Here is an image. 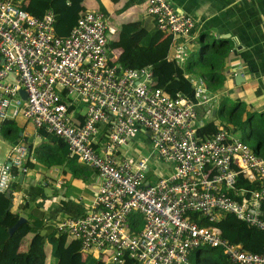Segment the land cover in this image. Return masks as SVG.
<instances>
[{
	"label": "built area",
	"instance_id": "built-area-1",
	"mask_svg": "<svg viewBox=\"0 0 264 264\" xmlns=\"http://www.w3.org/2000/svg\"><path fill=\"white\" fill-rule=\"evenodd\" d=\"M146 3L159 30L191 35L193 16L180 13L170 0ZM55 23L52 9L37 17L19 0H0V119L23 115L37 129L47 128L102 182L92 208L60 223L58 230L81 241L84 251L112 249L117 264L128 259L191 264L190 253L203 246L222 249L233 264H264V253L247 251L224 238L217 226L199 222L201 217L216 222L225 212L264 231V156L223 129L198 138L197 106L211 100L206 89L199 86L195 100L183 92L170 95L155 84L150 66L129 68L112 60L103 12H85L66 37L57 34ZM187 56L185 45H179L175 60L181 63ZM100 128L106 140L97 143ZM141 132L173 167L154 182L148 156L117 154ZM29 154V147L19 143L9 160L0 162V194L11 189L14 169L28 170ZM242 176L259 187H239ZM230 190L248 194L238 200ZM135 212L145 219L139 233L129 229Z\"/></svg>",
	"mask_w": 264,
	"mask_h": 264
},
{
	"label": "crops",
	"instance_id": "crops-1",
	"mask_svg": "<svg viewBox=\"0 0 264 264\" xmlns=\"http://www.w3.org/2000/svg\"><path fill=\"white\" fill-rule=\"evenodd\" d=\"M19 1L23 4L26 3L27 0ZM57 1L62 0H56V2ZM127 1L128 0H119L118 2L112 0H84L85 10L82 11L80 17L87 11L102 12L101 6H103L106 12L103 11V13L106 16L109 26V42L117 38L122 24L127 21H140L142 27L149 31L157 29L151 41L152 46L170 36L168 32L159 30L154 18L147 13L146 0H136L131 7L123 11L122 8ZM170 1L180 13L193 16L196 20V26L189 36L174 37L172 35L167 62L161 68L155 70V72H157L155 84L162 86L170 95L183 92L192 100H195L194 94L196 89L202 86L206 89V93L210 96L211 100L208 104L197 106V127L200 128L209 123L212 119H215V122L222 127L221 129L226 130L233 137L244 141L242 128L246 126V130L251 136L248 140L251 141L253 139L254 145H251L248 141L245 142L252 148L253 146L258 147L260 149L259 154L264 156V145L261 147L256 137L258 134L264 139V0ZM49 9L54 11L57 21V13L53 7L48 8L46 11ZM223 40H227L226 50H228V52L216 58V67L212 64H202L201 52L203 45H210L209 50H212L213 46L219 45ZM181 44L185 45L188 56L185 61L179 63L175 60V56L177 47ZM109 52L112 56L111 59L119 63L117 51L109 48ZM210 54H212V52L208 53L207 56ZM172 55L173 58L172 61H170ZM1 65L2 59L0 55V66ZM150 67L152 68V66ZM239 67L242 68V77L245 79L237 83L236 77ZM215 71L223 78L222 84L211 80V75L214 74ZM172 81L178 83L177 90L173 93L168 92L165 87V85ZM180 86H182L185 91L181 89ZM171 89H173V87H171ZM189 92L193 93V97L188 94ZM20 96L24 99L21 93ZM222 108L225 110L224 115L221 113ZM262 114L263 116L260 117ZM251 117H253L252 121H256L253 130L250 129V124L248 123ZM11 120H15L16 126L20 129L18 144H26L30 149V154L28 156V170L26 172H22L20 169H14L15 177L12 182L11 195L10 197H7L6 194L0 196V210L10 207L12 212L20 214L19 219L24 217L27 219L26 222L29 221L33 224H41V234L44 236L52 232L60 234L61 232L58 230V225L60 223L66 221L68 218L83 216L92 208L102 183L101 179L93 168L83 163L78 157V164L76 165L80 168L79 173H76L68 165L69 163L46 166L47 164L45 165L42 160L39 159L40 157L36 152L37 147L43 143L44 139L40 134V129H37L34 123L27 120L23 115ZM2 122L3 121L0 119V126ZM105 131V128H100L96 138L97 143L106 140L104 137ZM0 135L2 141L8 143V146H6L5 160V162H7L14 144L5 139L1 132ZM117 154L120 157L122 156L129 159H136L140 155L148 156L150 166L149 179L152 182L156 181L159 176L165 175L173 170L172 164L166 163L158 157L155 147L150 154L142 152L136 154L135 152L131 153V148L129 149V145H127L118 148ZM70 157L73 158L74 156L70 155ZM154 159L159 162L162 161L164 167L152 169L151 163ZM240 179H242V182L248 180L252 184H258L257 181H251L246 176H242ZM59 180H62V184L60 185L57 183ZM230 193L238 200H242L243 196L248 194L241 191L237 193L231 190ZM135 214H139L143 217L139 212L133 213L131 217ZM226 214L230 215V213L225 212L218 213L217 221L210 222L208 220L210 222L208 225L217 226L223 234L220 222ZM203 218L205 217H201L199 221ZM132 220V226H137L138 224L134 222L135 218H130V222H132ZM142 221L143 225L141 226V230L145 226L144 217ZM129 229L131 231V226ZM140 231L135 230L131 232L139 233ZM30 234H32V240L35 233ZM68 239L70 243L73 241V243L70 244V248L81 252L84 259L88 256H92L94 259L104 262L103 259L107 257L109 252L113 256V250L110 248L107 249L105 253L99 250L84 251L81 241L73 239L70 235ZM23 242V251H27L30 242L27 243L25 240H23ZM233 243L240 244L244 248L241 242ZM48 248L51 250L52 254L53 246L49 242H46L45 251L47 259ZM200 248L190 253L191 264V255ZM220 251L225 255L222 249H220ZM111 259L113 261V257ZM228 260L233 264L229 258ZM112 263L117 264L114 261ZM125 264H135V261L128 259Z\"/></svg>",
	"mask_w": 264,
	"mask_h": 264
},
{
	"label": "trees",
	"instance_id": "trees-1",
	"mask_svg": "<svg viewBox=\"0 0 264 264\" xmlns=\"http://www.w3.org/2000/svg\"><path fill=\"white\" fill-rule=\"evenodd\" d=\"M118 2L119 0H112ZM136 0H128L123 6L122 10H126L131 7ZM53 7L57 13L56 30L57 34L61 37L69 35L73 27L78 22L80 15L85 10L84 0H27L22 4V8L28 11L30 14L41 17L44 12ZM102 12H105L103 6H101ZM106 13V12H105ZM157 29L149 31L142 27L140 21H127L124 22L120 28L117 38L109 42V48L116 50L119 55V63L129 68H139L144 66H152L155 70L161 68L166 62L170 52L172 34L160 41L156 45L152 46L151 41L154 37ZM210 45L204 44L201 52V63L212 64L216 67V58L219 55H223L228 50L227 40L221 41L219 45L213 46L212 50H209ZM209 51V52H208ZM212 54L208 55V53ZM191 67V66H190ZM157 72H155V78ZM211 80H214L222 84L223 78L215 71L211 75ZM178 83L172 81L165 85L168 92L173 93L177 90ZM173 87V89H171ZM181 89H185L180 86ZM193 97V93H188ZM221 113L224 115V108L221 109ZM263 114L260 116L262 117ZM251 117L248 120L250 129H254L255 120ZM222 127L212 119L206 125L197 129V136L201 140H205L214 134H216ZM0 132L2 136L9 140L12 144L16 145L19 142L20 129L16 126L15 120H5L0 126ZM243 139L248 141L251 137L246 130V126L242 128ZM40 134L44 137L43 143L37 147L36 152L39 159L46 166L54 164L68 165L76 172H80L78 164V158L74 156L70 157V150L68 144L58 137L53 132H50L47 128L40 129ZM258 144L264 145V139L257 134ZM57 144V145H56ZM254 150L259 154L260 149L254 147ZM77 167V168H76ZM82 172V171H81ZM239 180V187H246L250 189H257L259 185L257 183H250L248 180L245 182ZM4 195V194H0ZM20 214L12 212L9 208L0 210V264L2 255L5 256V264H47V256L45 251V244L49 242L53 246L52 255L57 259V264H105L102 261L94 259L92 256H88L86 259L79 251H75L70 248L68 242V236L65 233L57 234L52 232L51 234L44 236L41 234L42 225L33 224L31 222H25L22 224L13 235H10L9 229L18 221ZM142 216L139 214L133 215L137 226H131V231H140L143 225ZM202 225H208L210 222L208 219L203 218L199 221ZM145 224V222H144ZM220 225L223 229V237L227 238L230 242H241L244 248L254 253H264V231L260 230L247 222L238 219L233 214H226L223 216ZM30 233H35L33 236L29 248L27 251H23V240ZM210 252H217L216 256H209ZM194 261L192 264H231L228 258L220 251L219 248L203 247L195 252Z\"/></svg>",
	"mask_w": 264,
	"mask_h": 264
},
{
	"label": "rangeland",
	"instance_id": "rangeland-1",
	"mask_svg": "<svg viewBox=\"0 0 264 264\" xmlns=\"http://www.w3.org/2000/svg\"><path fill=\"white\" fill-rule=\"evenodd\" d=\"M198 47V45H197ZM173 55L170 58V61H172ZM86 112V108L84 106H82V113ZM22 116V115H21ZM1 137V135H0ZM248 142L251 145H254V141L253 139L250 141L248 140ZM6 146H8V143H4L2 141V139L0 138V162H5L6 160ZM131 148V153L135 152L137 153H145V154H150L153 151V143L151 141V139L149 138V136L145 133H139L138 135H136L130 142H129V149ZM156 165V166H155ZM156 167H164V163L161 161H157L156 159L153 160V162L151 163V168H156ZM32 234H29L28 236L25 237V242L29 243L31 240ZM26 244V243H25ZM50 248V247H49ZM47 249V253H48V259H47V264H56L57 263V259L55 257L52 256L51 254V250ZM110 251V250H108ZM195 252L191 255V260L194 261L195 258ZM218 255L217 252H210L209 256H216ZM112 255L110 254V252L108 253L107 257L105 259H103V261L107 264H113L112 262ZM1 264H5V256L2 255L1 258Z\"/></svg>",
	"mask_w": 264,
	"mask_h": 264
},
{
	"label": "water",
	"instance_id": "water-1",
	"mask_svg": "<svg viewBox=\"0 0 264 264\" xmlns=\"http://www.w3.org/2000/svg\"><path fill=\"white\" fill-rule=\"evenodd\" d=\"M238 75H237V77H236V80H237V83H240L242 80H244L245 78L244 77H242V73H243V70H242V68L241 67H239V69H238ZM20 93H21V95L23 96V98L24 99H27L28 98V95H27V93H26V91L25 90H21L20 91ZM10 163V162H9ZM11 189L6 193V195H7V197H10V195H11ZM27 221V219L26 218H24V217H21L19 220H18V222L10 229V234L11 235H13V233L18 229V227L19 226H21L23 223H25Z\"/></svg>",
	"mask_w": 264,
	"mask_h": 264
}]
</instances>
